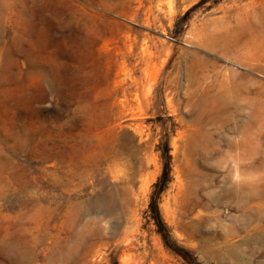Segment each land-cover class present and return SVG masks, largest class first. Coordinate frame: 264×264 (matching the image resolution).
Masks as SVG:
<instances>
[{
  "label": "rangeland",
  "instance_id": "obj_1",
  "mask_svg": "<svg viewBox=\"0 0 264 264\" xmlns=\"http://www.w3.org/2000/svg\"><path fill=\"white\" fill-rule=\"evenodd\" d=\"M200 1L139 0L128 19L115 22L94 19L80 0H0L8 19L0 42V129L22 128L32 140L24 155L5 153L17 168L9 176L33 184L61 211L67 195L52 178L77 169L93 171L88 184L98 181L80 194L94 196L119 181L136 202L134 235L103 247L96 264H184L165 250L147 214L162 138L171 182L158 207L171 238L197 264H224L216 254L225 264H264V230L252 229L264 226V211L225 241L238 212L234 201L215 195L229 182L256 184L246 205L254 209L264 195V63L218 52L223 40L246 36L251 21H262L264 0H210L190 11L174 36L176 20ZM240 108L250 120L238 121L233 133L229 126ZM233 143L241 146L239 162L232 161ZM234 161L239 171L231 169ZM9 202L11 212L0 215V264H66L81 227L65 230L64 217L57 210L47 216L46 204L19 215L17 202ZM210 230L222 238L206 240ZM8 240L21 249L5 250Z\"/></svg>",
  "mask_w": 264,
  "mask_h": 264
},
{
  "label": "bare ground",
  "instance_id": "obj_2",
  "mask_svg": "<svg viewBox=\"0 0 264 264\" xmlns=\"http://www.w3.org/2000/svg\"><path fill=\"white\" fill-rule=\"evenodd\" d=\"M80 1L87 3V5L90 7V11L94 19L106 18L115 22H117L116 19H128L127 10L133 11L134 7L140 4L139 0ZM7 26L8 19L7 17H4L2 15V10H0V42L3 38L4 28ZM247 30L248 34L246 36L245 34L238 32L237 37H235L233 42L231 43L223 40L222 42L224 43H222L223 45L221 46V49H218L219 54L230 55V57L235 61H243L244 58L251 62H258L260 64L264 63V18L260 22L251 21L248 25ZM83 41L84 36L82 33V28L79 26L77 34L78 47L83 44ZM241 76L248 77V75L246 74H243ZM232 88H234L233 90H236L238 86L234 84ZM233 101H235L236 108V105L238 103L236 101L235 94ZM243 109L244 108H240L239 110L235 109L234 111L232 123L229 126L230 130L233 133L238 132L236 128V124L238 121L244 120L249 122L250 120L249 114L244 115ZM259 138H264L263 132L260 133ZM31 143V138L22 128H17L14 130L0 129V215L8 214L11 212L13 205L9 201L17 202V209L18 212H20L19 215L24 214L27 210L30 209H33L35 212L39 213V210L42 208L43 204H49L47 206H43L45 207L46 215L54 216L56 210L60 212L59 215L61 217H64L63 223L65 225V230L68 229L70 233H73L76 228L81 227V232L83 233V235L78 238V231L75 233L77 234L75 235L77 239L73 238V240H76H72V247L70 244L71 248H69V252H67L69 253V256L67 261H65L66 264H96V259L99 256L98 254L103 247H107V245L109 246V244L111 243H120L118 245H121L122 242L134 235L137 227L135 219L136 202L134 199V201L132 200L130 195H128L122 187L118 186L119 181L116 182V184H111L109 188L106 187L108 188L107 190L99 189V192L96 193V195L86 197V194L80 193L83 190H86L88 186H90L93 190L98 186V181L88 184V179L94 178L92 170L77 169V171L71 172L66 177L55 176L54 178H52V181L61 188V193L67 195L66 205L62 211L59 208L50 207V203L48 201L49 198L41 195L40 193H37V190L34 189L33 184L27 182L17 183L16 181H14L11 175L9 176L8 172L16 168V166L5 155V153L10 152L15 156L24 155L28 153V150L31 147ZM229 146L232 153H234V156H232V161L235 157L238 162L241 161V158H239L241 150L240 144L233 143L229 144ZM234 164V167H232L231 169L239 171V163L234 161ZM244 166L245 168H250L251 164ZM76 180L79 182L78 186L81 187L77 194H75L72 190V188H75L74 182ZM241 186V183L229 182V184L220 186L218 188V192L215 194L218 199H230L234 201L238 212V216L235 220V226L232 228L227 227L228 229L226 228V234L224 233L225 236H223L225 241H227L228 238L230 239L236 234H239L240 232L247 231L244 229L253 226V223L257 220L260 212L264 211V204H262L264 195L262 194V196L259 198V204L256 209H254V207L246 206L248 204V201L250 200V192L253 190L256 184L254 186L253 184H250L247 187H244V185L243 188H241ZM263 228V225L253 226V233L263 231ZM189 229L192 232H197L198 224L190 225ZM218 232L210 230L207 233L206 240H217L222 238L220 237L221 235L218 234ZM253 233L246 236V238L253 236ZM10 241H4L5 250L17 251L18 249H21L20 245L13 246L12 244L14 242L11 243ZM57 245L60 246L59 243ZM225 245L226 244H224V246ZM83 247L87 250L81 251V253H79L80 248ZM222 247L223 246H221L220 248ZM230 248V246L226 248L228 256H231ZM215 250L217 251V249ZM218 251H220L219 248ZM216 259L218 260V262L225 264L224 260L220 258L219 254H216Z\"/></svg>",
  "mask_w": 264,
  "mask_h": 264
},
{
  "label": "trees",
  "instance_id": "obj_3",
  "mask_svg": "<svg viewBox=\"0 0 264 264\" xmlns=\"http://www.w3.org/2000/svg\"><path fill=\"white\" fill-rule=\"evenodd\" d=\"M210 0H201L196 6L189 10L184 16L179 17L173 28L174 36H178L181 33V23L186 20L188 14L192 10H196L202 4ZM220 0H215L214 3L219 2ZM161 121L160 118H158ZM159 152L160 162H161V172L154 184L152 185V191L149 197V204L147 209L148 219L155 227V233L160 238L163 247L165 250L170 252L172 255L180 258L184 264H197L193 255L181 248L176 244V242L171 238L169 227L163 221L160 211H159V200L161 195L166 191L168 185L171 182V156L169 154L170 149L168 146V141L162 138L160 144L157 147Z\"/></svg>",
  "mask_w": 264,
  "mask_h": 264
}]
</instances>
